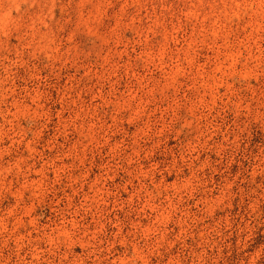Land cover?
Wrapping results in <instances>:
<instances>
[{"label":"rangeland","instance_id":"374dc122","mask_svg":"<svg viewBox=\"0 0 264 264\" xmlns=\"http://www.w3.org/2000/svg\"><path fill=\"white\" fill-rule=\"evenodd\" d=\"M0 264H264V0H0Z\"/></svg>","mask_w":264,"mask_h":264}]
</instances>
